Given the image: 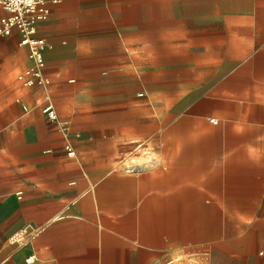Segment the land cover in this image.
<instances>
[{
    "label": "crops",
    "instance_id": "0c3cea01",
    "mask_svg": "<svg viewBox=\"0 0 264 264\" xmlns=\"http://www.w3.org/2000/svg\"><path fill=\"white\" fill-rule=\"evenodd\" d=\"M47 2L48 84L0 35V264H264V0Z\"/></svg>",
    "mask_w": 264,
    "mask_h": 264
},
{
    "label": "built area",
    "instance_id": "2783aa9c",
    "mask_svg": "<svg viewBox=\"0 0 264 264\" xmlns=\"http://www.w3.org/2000/svg\"><path fill=\"white\" fill-rule=\"evenodd\" d=\"M47 0H0V4L7 11L0 16V35H9L15 27L23 33L22 45H28L32 63L19 75V79L25 86L34 84H48L49 79L44 74L46 66L45 50L50 44L47 39L38 34V23L47 18L50 8ZM47 118L51 122L59 124L61 131H68L69 124L62 120L54 105L51 94L46 95V102L43 107ZM216 122V119H212ZM145 147V145H144ZM68 154L75 155V150L68 146ZM136 168H131L134 171ZM27 230H20L16 239L23 243L27 239ZM33 256L27 259L31 261Z\"/></svg>",
    "mask_w": 264,
    "mask_h": 264
}]
</instances>
